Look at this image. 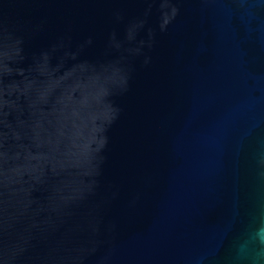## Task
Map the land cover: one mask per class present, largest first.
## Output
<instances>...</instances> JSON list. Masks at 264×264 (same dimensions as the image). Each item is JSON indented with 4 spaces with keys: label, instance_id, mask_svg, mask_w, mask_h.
<instances>
[{
    "label": "water",
    "instance_id": "obj_1",
    "mask_svg": "<svg viewBox=\"0 0 264 264\" xmlns=\"http://www.w3.org/2000/svg\"><path fill=\"white\" fill-rule=\"evenodd\" d=\"M0 264H264V0H0Z\"/></svg>",
    "mask_w": 264,
    "mask_h": 264
}]
</instances>
